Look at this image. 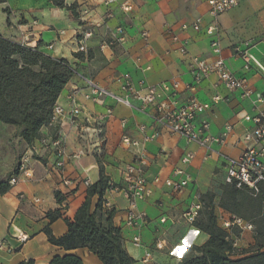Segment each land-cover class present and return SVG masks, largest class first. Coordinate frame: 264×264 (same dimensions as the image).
Wrapping results in <instances>:
<instances>
[{
	"label": "crops",
	"instance_id": "obj_1",
	"mask_svg": "<svg viewBox=\"0 0 264 264\" xmlns=\"http://www.w3.org/2000/svg\"><path fill=\"white\" fill-rule=\"evenodd\" d=\"M103 1L64 0L67 6L75 5L74 16L71 11L58 8L49 0H6L0 4V37L37 48L45 55L64 59L71 65L74 75L55 102L66 111L70 109L67 100L69 91L74 87L83 89L84 78L92 79L111 93L121 96L116 82V77L121 74H128L135 87L141 81L150 86L180 82V101L193 95L202 103H210L212 97L219 96L218 103L199 115L195 123L208 122V134L214 137L223 132L225 125H232V134L225 145L212 144L206 150L165 132L145 143L146 165L143 171L152 195L136 203V212L145 215L138 228H131L125 223L128 203L121 192H108L104 196L109 207L115 210L113 224L120 230L122 247L134 264H179L192 247H199L208 239V235L197 229L194 223L183 219L173 223L195 205L199 197L208 192L214 195V215L219 227L222 228L219 220L224 224L240 219L220 207L219 185H225L226 158L240 154L241 147L236 143L251 127L242 117L264 111V103L254 102L255 93L264 95V0H238L235 8L218 18L220 58L229 72L246 79L254 93L249 97H243L240 89L229 92L223 86L214 87L217 82L214 75L200 82L192 95L183 90L185 85L193 84V76L188 69L187 57L179 53L182 44L191 56L209 62L217 59L211 51L210 39L202 30L211 23L207 0L201 4L194 0H116L111 7L114 14L111 19H105ZM125 2L132 6L127 13L120 8ZM182 7L192 9L187 19L180 17ZM198 18L202 20L200 32L182 29V25H190ZM90 26L94 34L85 41L87 53L84 59H77L74 54L78 35ZM117 26L125 30L123 44L100 51V40ZM174 36L178 41H173ZM235 47L247 49V54L263 71L252 63L246 71L244 61L234 54ZM78 102L83 110L77 123L79 128L71 126L65 117L60 125L65 135L67 154L86 152L82 157L66 163L61 175L69 184H63L61 175L51 168L55 157L49 150L38 148L37 153L31 154L30 146L19 137V130L0 122V179L17 171L24 155L28 157L25 168L29 175L26 177L17 171V182L0 196V242L8 243L12 248L10 253L0 248V264H49L53 257L66 254L76 255L83 264H102L86 248L66 252L52 245L45 229H49L55 238L64 236L67 233L66 221H74L77 210L85 201L88 187L96 183L102 173L112 184L121 187L120 169L132 161V156L120 145L121 136L128 134L141 141L142 134L132 133L131 130L145 126V134L151 135L155 127L148 117L149 110L142 111L139 102L131 99V106H124L108 98L104 105L112 106L113 115L104 125V149L97 151L90 145L96 139L91 134L92 122L104 113V106L82 97L78 98ZM84 118H88L90 123H86ZM122 120H125V127L121 125ZM80 128L89 129L84 134L85 140L79 138ZM54 132L55 129L47 126L40 129L41 136H52ZM188 152L195 157L190 164L182 165L180 159ZM176 169L184 170L190 177V182L179 194L172 193L163 184L167 179H179L173 175ZM155 177H159V184L153 183ZM95 202L96 197L92 199L93 206ZM49 212H59L60 218L50 222L47 218ZM162 216L167 218L164 224L159 223ZM238 229L242 237L238 248L246 249L253 245L250 240L252 231ZM226 231L233 241L234 233ZM19 233L27 237L25 242L13 238ZM135 236L139 237L140 246L133 244ZM156 244L161 249H157ZM146 253L151 256L147 263L143 262ZM241 256L239 252L232 258Z\"/></svg>",
	"mask_w": 264,
	"mask_h": 264
},
{
	"label": "built area",
	"instance_id": "obj_2",
	"mask_svg": "<svg viewBox=\"0 0 264 264\" xmlns=\"http://www.w3.org/2000/svg\"><path fill=\"white\" fill-rule=\"evenodd\" d=\"M116 4V0H104L103 5L106 8L105 19H111L114 17L111 7ZM208 15L211 19V23L203 27L202 20L196 19L190 25H182L183 30L192 29L195 32L203 30L204 34L210 39V48L217 59L213 62H209L206 59H201L196 56L189 55L185 44H182L179 48V53L187 57L188 69L193 76V84L185 85L183 90L194 93L197 85L204 80H208L212 75L216 76L217 82L214 87L223 86L229 92L236 90L242 91L243 97H249L252 94V90L248 87L245 78H238L234 76L226 67L224 61L220 58L221 48L219 41V24L218 18L235 8L238 5V0H207ZM121 11L124 13L129 12L132 6L128 3H122L120 6ZM125 30L121 26H117L113 31L106 34L100 41L98 48L100 51L105 49H113L117 45L123 44L125 41ZM92 36L91 31L85 32L80 38L77 39L76 53H85V41ZM146 37V34L143 33ZM173 41H178L177 37H173ZM51 48V46H49ZM234 54L244 61L243 68L247 71L250 69L251 63L263 71L261 66L256 60L247 54V49H241L240 47L234 48ZM85 87L79 89L77 87L72 88L68 95L67 100L70 105V109L66 111L59 105H54L52 114L47 127L55 129L53 136H41V138L30 147V153L35 154L38 152V148H44L49 150L55 157L54 162L51 164V168L57 171L60 175L69 160H74L82 157L86 154L85 151H79L72 154H67L65 147V135L60 129L62 119L65 117L68 119L71 126L78 127V120L83 113L82 108L79 105L78 98L82 97L86 101L96 103L100 106H104V113L97 119L93 120V127L91 134L96 136L93 144L97 151H101L105 146V134L104 125L113 115L112 106H105V100L110 99L115 104H121L124 106H131V99L139 102L140 109L142 111L149 110L148 117L155 127L154 132L151 135L145 134L146 127L139 126L131 132H139L142 134L141 141L136 140L131 135L123 134L120 138V145L132 156V161L125 164L120 169V175L122 180V186H116L110 182L109 189L106 193L113 191H119L123 194L128 208L126 210L125 223L131 228H138L140 222L144 220L145 215L136 212V203L139 201H145L152 195V189L149 187L146 178L144 177V167L146 165L145 160V143L154 140L160 133L165 132L168 135H177L185 139L187 143H194L200 148L209 150L212 144L225 145L227 139L231 136L233 126L225 125L223 132L214 137L208 134V122L203 121L198 125L195 123L199 115L204 114L211 108L212 104H217L220 100L219 96L211 98L210 103H202L198 101L193 95L183 101L178 99V94L181 91L180 82L160 83L158 85L150 86L145 85L142 81L137 83V87L134 86L130 76L128 74H121L116 77V82L119 85V90L122 95H115L105 88L95 83L92 79L84 78ZM255 103H264V95L260 93L254 94ZM86 123H90L88 118H84ZM244 122L250 123L251 127L246 129L243 136L236 143L240 145L241 151L237 157H227L225 160V177L224 184L234 186L237 189L247 188L251 191L258 192L259 187L264 185V111L258 112L253 116L244 115L242 117ZM122 127H125V120L121 121ZM89 129L80 128L79 138L84 139V134ZM194 154L188 152L182 156L180 162L182 165H188L194 159ZM28 161V157L24 155L21 158V164L18 168V173L23 174L26 177L27 170L25 164ZM11 178L10 184L14 185L19 177ZM175 177H179L178 180L167 179L163 182L172 193L179 194L190 182V177L182 169H176L173 172ZM62 183L69 184L68 180L64 179L61 175ZM154 184H159V177L153 178ZM87 184V182H85ZM105 207L110 209L107 201ZM201 209L200 197L198 202L191 206V208L183 213L179 219L173 220V223L178 220H186L190 224H193L198 213ZM167 221L165 216L159 219L160 224H164ZM224 227L227 229L232 225H237L241 229H251V224L242 222L240 219H234L231 223L225 222ZM14 239L23 243L27 237L23 234H16ZM132 242L135 246H140L139 237L132 238ZM236 243V242H235ZM233 243L234 248L236 244ZM0 248L5 249L8 253L12 252L11 246L6 243L0 242ZM157 249H161L159 244H156ZM150 254L144 255V262L150 260Z\"/></svg>",
	"mask_w": 264,
	"mask_h": 264
},
{
	"label": "trees",
	"instance_id": "obj_3",
	"mask_svg": "<svg viewBox=\"0 0 264 264\" xmlns=\"http://www.w3.org/2000/svg\"><path fill=\"white\" fill-rule=\"evenodd\" d=\"M6 0H0V4ZM54 6L69 10L75 16V5L67 6L64 0H49ZM77 59H84L83 53H75ZM89 57V56H88ZM74 75V69L64 59L52 58L11 40L0 37V122L16 127L19 137L30 147L40 138V129L47 126L55 102L62 89ZM18 171V170H17ZM17 171L0 179V196L10 189L9 181ZM110 179L103 173L99 180L89 186L84 203L77 210L74 221H66L67 233L55 238L49 229H45L49 243L70 252L86 248L102 264H134V260L122 247L121 233L113 224L115 210L106 208L104 196L109 189ZM231 189L233 206L221 204L224 210L240 216L241 191ZM264 186V185H262ZM261 187V186H260ZM259 187V189H260ZM250 191V190H249ZM207 204L203 197L206 211H199L194 221L197 229L205 232L208 239L199 247H192L179 264H264V251L233 259L234 250L229 234L217 225L214 215V195L210 192ZM96 197L93 206L92 199ZM205 216L206 218H201ZM50 222L60 218L59 212H49ZM241 219V218H240ZM49 264H83L74 254L55 256Z\"/></svg>",
	"mask_w": 264,
	"mask_h": 264
},
{
	"label": "rangeland",
	"instance_id": "obj_4",
	"mask_svg": "<svg viewBox=\"0 0 264 264\" xmlns=\"http://www.w3.org/2000/svg\"><path fill=\"white\" fill-rule=\"evenodd\" d=\"M194 1L196 3L201 4L205 0H194ZM179 13H180L181 18L187 19L189 17V14H192V9H190L188 7H182V9L180 10ZM87 31H91L92 36H93L94 29L92 28V26H90V27H87V29H85L80 35H78V38H80ZM24 46L28 47L27 45H24ZM86 51H87V49H86ZM85 53H87V52H85ZM85 53H83V54H85ZM54 133L52 134V136L54 135ZM15 141H17V138L15 139ZM14 177H16V176H14ZM1 179H4V178H1ZM9 184H10V181H9ZM11 186L12 185L10 184V187ZM219 189L221 191V197H220V200L218 202L219 205L227 204V205L233 206L234 203H233V200L230 196L231 189L225 185H222V184L219 185ZM238 200L240 202V205L236 208H237V212L239 213L240 216H236V217L241 218L242 222L246 221V222H249V224H251L252 228L249 230L252 231L250 240L253 241V245H249V247L246 249L238 248V242L242 239L240 231L238 229L240 227L237 225H233V226L227 228L228 230H230L235 235V239L232 242V243L236 242L235 243L236 246L233 248L234 255H237L240 252L242 255L241 257H243V256H246V253H247V255H250V254H255L256 252H259V251H264V186H261L257 193L254 191H251V190L250 191L249 190L241 191ZM203 201L205 204H207L208 197H206L204 195ZM200 203H201V209H202V210L201 209L200 210L205 212L206 211L205 204H203L201 202V197H200ZM201 218L205 219L206 217L202 216ZM219 223L221 224L222 228L226 231V228L224 227L223 222H221V220H219ZM230 240H232V239L230 238ZM233 259H236V258H233ZM143 262H144V260H143Z\"/></svg>",
	"mask_w": 264,
	"mask_h": 264
}]
</instances>
